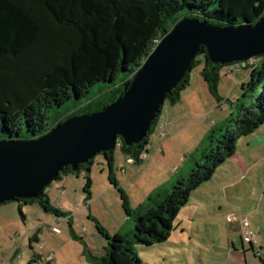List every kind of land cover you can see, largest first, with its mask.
Instances as JSON below:
<instances>
[{
	"label": "trees",
	"instance_id": "trees-1",
	"mask_svg": "<svg viewBox=\"0 0 264 264\" xmlns=\"http://www.w3.org/2000/svg\"><path fill=\"white\" fill-rule=\"evenodd\" d=\"M263 17L264 0H0V141L36 139L72 116L104 110L123 96L157 43L183 18L236 27L255 25ZM261 59L241 87L242 99H251L250 104L241 100L237 116L210 136L204 164L197 162L189 178H181L171 191L160 188L164 194L155 207L151 197L147 208L134 213L132 234L108 237L103 256L87 254L91 264H143L134 246L152 247L169 240L192 194L236 155L240 139L264 125V56ZM201 63L210 93L222 101L218 95L222 70L231 64L212 63L203 47L165 101L172 106L180 101L191 86V71ZM98 84L109 90L92 96L91 89ZM69 102L76 104L75 109L51 118L54 110ZM162 112L163 107L142 142L127 146L119 137L115 149L103 153L111 168L118 147L133 163H142ZM93 160L77 172L65 168L57 180L62 175L90 174ZM85 176V187L90 189L91 180ZM111 177L117 183L114 174ZM16 202L37 203L47 213L62 216L50 207L45 191L44 199ZM248 231L252 232L249 227ZM241 242L243 248L248 245L246 251L255 252V239L246 242L242 237Z\"/></svg>",
	"mask_w": 264,
	"mask_h": 264
},
{
	"label": "rangeland",
	"instance_id": "rangeland-1",
	"mask_svg": "<svg viewBox=\"0 0 264 264\" xmlns=\"http://www.w3.org/2000/svg\"><path fill=\"white\" fill-rule=\"evenodd\" d=\"M261 63L257 58L256 64ZM203 67L201 63L191 71L184 100L173 107L165 101L160 118L165 119L172 107V131L160 133L156 127L147 160L131 164L118 147L112 168L99 154L90 174L62 175L45 190L50 207L61 217L37 203L0 205V264H91L87 254L103 256L108 237L131 235L134 213L147 208L151 197L155 207L164 194L160 188L171 191L181 178H189L197 162L204 164L210 136L237 116L241 100L250 104L251 99H242L241 87L249 82L252 67L234 74L222 70L221 102L204 82ZM107 90L108 85L98 84L91 95ZM75 106L69 102L54 110L51 118L66 116ZM85 175L91 180L90 189L85 187ZM245 220L255 234V252L246 251L248 245L242 247ZM134 249L143 264H264V125L240 139L236 155L192 194L167 242Z\"/></svg>",
	"mask_w": 264,
	"mask_h": 264
},
{
	"label": "water",
	"instance_id": "water-1",
	"mask_svg": "<svg viewBox=\"0 0 264 264\" xmlns=\"http://www.w3.org/2000/svg\"><path fill=\"white\" fill-rule=\"evenodd\" d=\"M216 65L264 56V17L255 25H216L183 18L155 46L123 96L102 111L72 116L32 140L0 141V205L44 199V191L71 167L147 137L166 96L189 72L201 48Z\"/></svg>",
	"mask_w": 264,
	"mask_h": 264
},
{
	"label": "built area",
	"instance_id": "built-area-1",
	"mask_svg": "<svg viewBox=\"0 0 264 264\" xmlns=\"http://www.w3.org/2000/svg\"><path fill=\"white\" fill-rule=\"evenodd\" d=\"M256 60L251 59L246 62H237L229 65L227 67V73L228 74H234L237 73L243 69H246L247 67H252L255 64ZM141 158L145 159L146 155L142 156ZM242 225L245 231L244 239L246 242H249L251 239H255V235L253 232L248 231L249 223L245 220L242 221Z\"/></svg>",
	"mask_w": 264,
	"mask_h": 264
},
{
	"label": "crops",
	"instance_id": "crops-1",
	"mask_svg": "<svg viewBox=\"0 0 264 264\" xmlns=\"http://www.w3.org/2000/svg\"><path fill=\"white\" fill-rule=\"evenodd\" d=\"M191 87V86H190ZM189 87V88H190ZM188 88V89H189ZM187 89V90H188ZM186 91V90H185ZM184 91V92H185ZM184 92H182V94L184 93ZM182 94H181V99H180V101H182V100H184L185 99V97L183 96L182 97ZM179 101V102H180ZM179 102H178V104H179ZM172 106V105H171ZM173 107V106H172ZM172 107H171V110L170 111H168V112H166L165 114H166V118L165 119H163V118H160L159 119V124H158V127H157V129H159V130H161V132L160 133H165V132H167V133H169V132H171L172 131V127H173V121H175V119H172ZM162 130L164 131V132H162ZM161 138H162V136H161ZM164 139L165 138H167V136L166 137H163ZM234 157V156H233ZM146 160L148 159L147 157L145 158ZM144 159V160H145ZM129 160V163H131L132 164V159H128ZM143 160V161H144ZM142 161V162H143ZM115 162H117V158L115 157ZM114 162V163H115ZM117 181V180H116ZM243 247V246H242Z\"/></svg>",
	"mask_w": 264,
	"mask_h": 264
}]
</instances>
